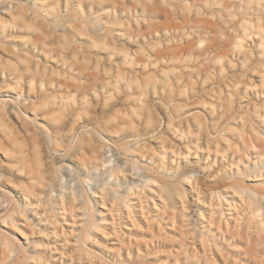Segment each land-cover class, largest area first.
<instances>
[{"label": "rangeland", "instance_id": "1", "mask_svg": "<svg viewBox=\"0 0 264 264\" xmlns=\"http://www.w3.org/2000/svg\"><path fill=\"white\" fill-rule=\"evenodd\" d=\"M207 2L0 0V264H264V0Z\"/></svg>", "mask_w": 264, "mask_h": 264}, {"label": "bare ground", "instance_id": "2", "mask_svg": "<svg viewBox=\"0 0 264 264\" xmlns=\"http://www.w3.org/2000/svg\"><path fill=\"white\" fill-rule=\"evenodd\" d=\"M204 4H205V5H208V6L210 5V4L207 2V0H205V3H204ZM196 13H199V10H197ZM33 78H34V77H30V80H29L30 83H31V81L33 80ZM42 84H43V82H42V80H41V81H40V85H42ZM40 88H41V87H40ZM37 90H38V89H37ZM41 92H42V90L39 89V92L37 91V94H38V93H41ZM42 94H43V95H46L47 93L43 92ZM27 194H28V192H27ZM30 196H31V194H30Z\"/></svg>", "mask_w": 264, "mask_h": 264}]
</instances>
